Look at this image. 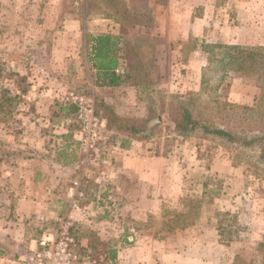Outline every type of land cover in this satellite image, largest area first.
Here are the masks:
<instances>
[{
  "label": "rangeland",
  "instance_id": "obj_1",
  "mask_svg": "<svg viewBox=\"0 0 264 264\" xmlns=\"http://www.w3.org/2000/svg\"><path fill=\"white\" fill-rule=\"evenodd\" d=\"M103 13L118 17L125 39L118 90L123 101L114 105L106 102L113 90L95 86L89 70L94 34L88 25ZM260 46L264 0H0V94L19 97L16 105L0 107V204L10 202L7 172L31 174L28 160L46 163L49 150L59 148L52 146L58 129L38 113L34 94L55 92L57 120L64 107L75 109V119L76 105L67 98L83 96L111 134L90 154L77 150L73 137L62 142L65 154L55 163L62 177L55 183L59 212L42 234L71 220L73 236L93 264H264V162L258 150L201 131L181 136L166 125L150 139L122 147L125 136L107 127V111L98 105L157 123L163 109L184 102L212 126L235 129L243 118L239 108L252 107L260 91L257 75L230 63L228 48ZM131 147L146 161L123 168L131 154L122 149ZM67 158L73 163L68 168ZM46 164L38 187L53 184L54 167ZM120 169L133 174L118 181ZM101 171L108 181L97 184ZM138 172L148 180L133 178ZM76 181L84 193L77 203L68 196ZM3 211L0 206V214H9Z\"/></svg>",
  "mask_w": 264,
  "mask_h": 264
},
{
  "label": "crops",
  "instance_id": "obj_2",
  "mask_svg": "<svg viewBox=\"0 0 264 264\" xmlns=\"http://www.w3.org/2000/svg\"><path fill=\"white\" fill-rule=\"evenodd\" d=\"M93 19L94 22L88 25V31L91 32V34H94V36H121L123 37V41L125 40L124 35H122L123 33L121 24L115 22L118 17H116L112 13L98 14L97 16H94ZM123 41L118 46V48L121 49L120 56L124 55ZM88 48L89 51H91V45H88ZM124 62L125 59L120 60V66L118 68L119 70L124 68ZM90 69L91 65L89 67V70ZM92 72L95 78V83L98 82L97 84H99L101 87L105 89L109 88L114 92L113 95H109L106 97V102L114 105L116 102H118V100L123 101V96H121V92H118V90H120L124 85L123 83L114 87L105 86L104 83L106 81L102 79V74L98 73L94 69H92ZM34 95L35 100L37 101L36 105L38 113H40L41 116H49V121L52 123L53 126H56L58 129L56 131V134L58 133V135L54 137L52 146H58L59 148H55L53 150L50 149L49 152L50 154L52 153V155L49 156V158L44 157V159L46 160L45 162L47 164H51L52 167H54L53 171L50 173L53 184L51 187H38L40 178L45 176L42 175V173H48V166H45L46 163H44V161H39L36 159L28 160L30 164L29 169L31 170L30 173L32 175L25 173L23 169L15 168H12L9 173L7 172L6 178L8 179L10 177L11 183V187L6 188L8 195L7 197H10V202H6L8 205L0 204V206L5 212H9V214H0V264H30L29 258L32 254L31 249L36 247V243L42 234L41 231L43 230L45 225L48 224V222L51 223L50 220L53 218V216L55 217V213L59 212L58 209H55V207L57 206L55 205V197L58 194V190L55 189V183L57 182V178H60L61 180L62 177H60V174H57L55 172V163L58 161V154L63 150L62 142L67 140L70 141V139L74 136L75 132L77 131L74 116L71 115L67 107L60 109L61 116L59 120H57L53 116L54 114H56L54 113L56 107L55 105H53V102L57 100L55 92H38ZM57 103L58 102H55V104ZM60 107H62L61 104ZM105 132L106 131L104 124L102 138H107V136L109 137L111 134L107 132L106 135ZM132 147L129 150L122 149V151H125V155H128V153L131 154L129 156H125V164L123 163L121 165L123 166V168L131 167L130 163L133 165V167L135 165H142L144 164V162H142L144 161L143 159H145L146 161V158L134 155L133 152H135L136 150L133 151ZM133 148L135 149V147ZM61 153L65 154L64 151H62ZM67 160V163L69 164H67L66 167L68 168L69 165H72L73 163L70 162V159L67 158ZM129 170L131 169H120L118 173H121L122 171V174H115V178H117V180L119 181V179H121L120 175H122V178L125 176H131V174L133 173H129ZM28 176L33 181L32 183H34V186L30 182L26 183L27 181H31L26 179ZM22 177H24L23 182L21 181ZM147 177V174H142L141 172H138L134 175L133 178L140 180H148ZM40 196H50L52 198L51 203L43 202L44 199L42 198H39L38 200L37 197ZM2 215H4V218L2 217Z\"/></svg>",
  "mask_w": 264,
  "mask_h": 264
},
{
  "label": "trees",
  "instance_id": "obj_3",
  "mask_svg": "<svg viewBox=\"0 0 264 264\" xmlns=\"http://www.w3.org/2000/svg\"><path fill=\"white\" fill-rule=\"evenodd\" d=\"M121 40L123 41L121 36L110 35L92 36L90 38L89 63L91 69L102 74V79L106 81L105 86L114 87L124 83L123 75L116 72L120 66V60L126 58L124 55L120 56L121 49L118 46L122 43ZM228 51L231 64H235L243 71L253 73L258 77L260 93L252 107L239 108L243 113L241 122H238L239 127L235 129L228 126L224 128L214 127L209 121L196 115L184 102L172 104L168 109H163L164 117L162 114L159 115L158 122L154 123L152 117L143 119L122 117L112 105L98 101V105L107 111V127L113 130L116 136H125L122 140V147H128L132 140H148L155 135L159 126L166 125L181 136H188L196 131H201L205 135H213L245 149L258 150V159L260 162H264V47H231L228 48ZM97 83L95 86H99ZM21 89L20 87L19 90ZM1 92L0 107L2 103H7L9 106L17 104L16 101L19 99L17 95L10 96L8 90ZM229 106L233 109L236 108ZM70 113L74 115L75 109L71 108Z\"/></svg>",
  "mask_w": 264,
  "mask_h": 264
},
{
  "label": "built area",
  "instance_id": "obj_4",
  "mask_svg": "<svg viewBox=\"0 0 264 264\" xmlns=\"http://www.w3.org/2000/svg\"><path fill=\"white\" fill-rule=\"evenodd\" d=\"M118 74L121 70L117 69ZM68 102L76 105V122L79 126L78 131L73 136V145L77 150L85 154L95 152L102 138L104 123L97 116L93 102L83 96L73 95L67 98ZM74 152V149H70ZM109 164L107 159L101 161V166L106 167ZM97 184L108 181L107 173L101 171ZM81 182H74L70 188L68 196L79 201L84 197L80 190ZM75 203V208L77 204ZM29 258L30 264H93L91 252L84 250L72 233V222L69 219H63L55 231H46L38 239L36 247L31 249Z\"/></svg>",
  "mask_w": 264,
  "mask_h": 264
}]
</instances>
